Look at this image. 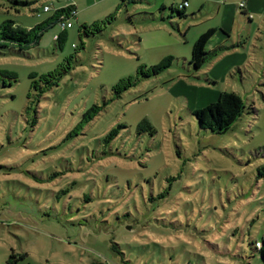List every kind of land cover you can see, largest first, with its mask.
Segmentation results:
<instances>
[{
    "label": "rangeland",
    "instance_id": "1",
    "mask_svg": "<svg viewBox=\"0 0 264 264\" xmlns=\"http://www.w3.org/2000/svg\"><path fill=\"white\" fill-rule=\"evenodd\" d=\"M27 1L0 0V23L28 28L67 4L76 14L62 48L54 24L28 50L0 51V70L17 74L0 84V255L22 245L46 262L64 249L58 235L72 242L67 247L81 246L75 260L97 249L119 264L112 238L124 264H263L253 245L264 233L262 14L249 22L243 0H188L183 17L169 9L183 0ZM224 5L235 8L224 45L245 56V67L217 76L206 66L195 71L192 45L210 28L224 33ZM165 55L173 56L168 68L139 77ZM66 58L69 71L36 101L33 82L42 84L40 76L68 65ZM221 91L238 94L245 109L214 133L191 110ZM92 105L97 114L66 138ZM143 118L153 133L138 131Z\"/></svg>",
    "mask_w": 264,
    "mask_h": 264
},
{
    "label": "trees",
    "instance_id": "2",
    "mask_svg": "<svg viewBox=\"0 0 264 264\" xmlns=\"http://www.w3.org/2000/svg\"><path fill=\"white\" fill-rule=\"evenodd\" d=\"M124 1V0H122ZM134 1V0H129ZM187 0H183L180 4L174 5L171 4L169 9L171 11H176V13L183 17L186 15L185 9L187 5H184V2ZM244 1V2H243ZM242 2L244 6L238 5L239 9L245 14V0ZM12 2H17L20 4H29V1H18L12 0ZM44 6V5H43ZM17 10V9H16ZM50 10V8H49ZM48 10V11H49ZM43 11V7H42ZM45 11V12H48ZM44 12V11H43ZM76 8L74 4H67L66 6L58 7L53 10V12L47 16L43 21L36 23L31 27H23L18 24L13 19H5L0 23V51L4 49H12L17 50L19 52H23L28 50L29 48L36 46L39 44L41 36L43 33L52 27L54 24L60 25V31L54 36V40L60 48H62L65 39H66V30L69 28L66 26V23H70L71 18L75 17ZM80 33L84 36L93 34V31L87 29L85 26H81L79 29ZM217 29L210 28L206 32L200 34L198 38L194 41L191 50V56L189 59V64L195 71H199L203 65L209 62L211 59L215 58L220 51H222L225 46L220 45L216 48H208L207 44L211 37L214 35ZM101 31V29H97L96 32ZM72 58V57H71ZM66 58L68 65L60 66L57 72L49 73L48 75H41L40 81L42 84H37V82H33V88L37 90V93L34 94L36 97L35 100L38 101L39 95L44 92L46 89L53 85H57L59 78L65 72H68L70 67V59ZM173 60L172 55H165L159 63L151 65L147 71H141L139 77H147L149 75H156L160 71L168 68ZM239 70V68H237ZM37 74L35 72L31 73L29 76L34 78ZM17 79V74L14 71L2 69L0 70V84L7 85L10 84L12 80ZM209 80V78L207 79ZM210 81V80H209ZM36 83V84H35ZM135 84V80H127L123 83V85H117L113 87V92L116 96H120L121 92L127 89L129 86ZM38 88V89H37ZM106 104V102H104ZM245 109V105L241 97L233 91H221L218 93L216 98L202 106L196 107L191 110L194 115L198 125L202 128L208 129L214 133H222L229 128V126L242 114ZM100 110V107L97 105H92L85 113L82 115L81 121L74 126L72 130H70L66 138L72 137L78 133V129L81 124L85 121H89L97 114ZM36 122V118L33 117L32 125ZM124 125L120 124L116 127H113L104 137L105 142H109L112 140L117 134L119 128ZM137 129L140 130H149V133L154 132V128L149 123L146 118L141 119L137 123ZM258 177L264 178V164L258 167L257 170ZM112 239V238H111ZM108 239V246L115 253L114 256L118 260L119 264L123 262H127L125 252L119 248V245L113 241V239ZM259 243V246H256V243ZM251 244V242L249 243ZM254 249L258 252V255L264 264V233L260 237L259 240L253 242ZM108 247V248H109ZM93 258L91 260L92 264H110L108 261L107 253L98 251L97 249H93ZM107 256V258H106ZM28 253L24 250H19L14 252L13 249L10 250L8 255L7 264H24L27 262ZM112 263V262H111Z\"/></svg>",
    "mask_w": 264,
    "mask_h": 264
},
{
    "label": "crops",
    "instance_id": "3",
    "mask_svg": "<svg viewBox=\"0 0 264 264\" xmlns=\"http://www.w3.org/2000/svg\"><path fill=\"white\" fill-rule=\"evenodd\" d=\"M188 1V0H187ZM246 4H245V15L247 16V20L249 22H251L254 19V13H260L262 14V21L264 20V0H245ZM189 5V2L187 4V6ZM229 6L224 5L223 6V11L220 7L217 8L218 12L222 11V15H223V19L227 20L225 23L222 22V26L219 30H222L224 33H217L216 30V39L212 40V36L211 39L208 41L207 46L210 44V42H212L211 46L209 47L210 49L215 47V46H219V45H223L225 46V37L229 36L226 34L229 31L228 28V22H230V20H232V18L234 17L235 14V8H231L228 9ZM242 12V11H241ZM249 14H251L252 16L249 17ZM242 17V16H240ZM244 18V17H242ZM225 34V35H224ZM233 46V45H232ZM222 54V55H221ZM245 56H243L242 54L236 53L233 50L230 51L229 48H227V46H225V48L220 51V53L213 59H211L209 62H207L205 65H203V67L199 70H203V68L206 66L207 70L206 71H210L213 74H215V76H217V74L219 75H225L227 72H230L234 67L236 68H240V67H245V63H243L245 61ZM205 69V68H204ZM240 71V69H239ZM208 73V72H206ZM56 238V241H58L59 243H61L64 247V249L62 251H51L52 256H51V260L47 259L46 262H43L41 259H35L32 255V251L27 248L24 249L22 247V245H19L18 247H16L15 249L13 247H10V250L13 249L14 252L19 251V250H24L27 251L28 253V258H27V262H24V264H92L91 260L93 257H83V254L81 256H79V258L77 257L75 260V255L73 254V251H76V249H81V246H79V244H77L76 242H74V247H67L66 243L70 244L72 242L65 240L63 237L58 236V235H53ZM11 246V245H10ZM88 248V247H87ZM18 249V250H17ZM90 249V248H89ZM8 249H4V253L0 255V264H7V258L8 255L10 253V251H7ZM37 250V253H39ZM81 251V250H80ZM5 255V256H4ZM67 259V261L65 259ZM20 264V263H19ZM23 264V263H22Z\"/></svg>",
    "mask_w": 264,
    "mask_h": 264
},
{
    "label": "built area",
    "instance_id": "4",
    "mask_svg": "<svg viewBox=\"0 0 264 264\" xmlns=\"http://www.w3.org/2000/svg\"><path fill=\"white\" fill-rule=\"evenodd\" d=\"M184 5H187V2H186V1L184 2ZM239 5H240V6H244V3H243V2H240ZM49 8H50V7H49L48 5H44V6H43V11H44V12H45V11H48ZM251 16H252V15L249 14V17H251ZM66 26L71 27V24L68 22V23H66ZM256 246H259V243H258V242L256 243Z\"/></svg>",
    "mask_w": 264,
    "mask_h": 264
}]
</instances>
